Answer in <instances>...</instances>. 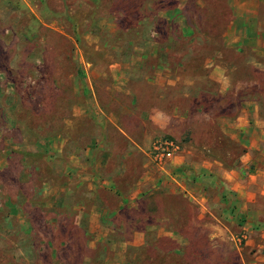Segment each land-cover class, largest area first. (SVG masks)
Listing matches in <instances>:
<instances>
[{"label":"rangeland","instance_id":"rangeland-1","mask_svg":"<svg viewBox=\"0 0 264 264\" xmlns=\"http://www.w3.org/2000/svg\"><path fill=\"white\" fill-rule=\"evenodd\" d=\"M231 1L0 0V264H264V215L253 222L230 216L220 165L213 167L218 180L203 181L201 223L184 239L177 237L176 216L134 245L127 236L145 222L90 224L83 214L94 189L67 187L72 174L81 182L82 148L97 141L104 110L113 116L120 104L147 106L161 95L189 107L192 95L181 99L187 88L167 85V71L176 80L190 69V57L235 59V47L226 45L237 17ZM236 102L219 96L214 109L223 131L213 151H205L227 166L242 149L225 133ZM82 104L88 109L73 115L72 106ZM185 149L192 160L202 159L183 142ZM150 210L144 220L158 217ZM252 210L262 212L264 200Z\"/></svg>","mask_w":264,"mask_h":264},{"label":"crops","instance_id":"crops-1","mask_svg":"<svg viewBox=\"0 0 264 264\" xmlns=\"http://www.w3.org/2000/svg\"><path fill=\"white\" fill-rule=\"evenodd\" d=\"M262 3L264 0L231 1L237 17L230 21L233 39L226 45L231 43L235 47L234 60L218 55H214L215 60L193 56L189 58L191 61L187 60L192 65L186 64L190 69L183 71L176 80L167 71V85H174L176 81L185 86L187 91L181 93V99L192 95V105H180L178 101L175 104V98L161 95L158 103L147 106L135 103L129 107L120 104L119 113L112 116L104 110L103 117L97 118V141H90L82 148L81 182L75 181L72 174L67 183L71 192L94 189L87 214H83L90 224L145 222V227H135L127 236L137 245L140 244L138 240L148 238L147 233L154 231L156 224L173 222L178 216L177 237L188 238L186 232L201 223L208 198L203 181L218 180L220 174L213 168L217 165L222 167L221 189L227 193L232 209L230 216L253 222L264 215V210L257 214L251 211L258 199L264 200V15L259 16ZM177 62L184 63L182 57ZM187 76L191 80H187ZM250 93L256 97L250 98ZM219 96L226 103L228 98L235 96L239 100L235 112L225 116L229 128V132H225L227 137L242 145L240 155L228 166L214 153L206 154L213 151L212 144L219 139L218 129L223 131L214 109ZM207 104H210L208 108ZM86 109L88 105H73L72 113L76 115ZM185 134H189L183 141L186 147L198 151L195 153L199 157L203 155L201 160H192L185 149L174 159L169 169L172 173L160 171L149 163L146 150L154 138L168 135L180 139ZM93 148L96 152L92 155ZM91 161H94L93 165ZM189 166L193 167L196 178L189 177ZM107 193L114 196V202L107 199ZM165 208L169 212L164 214ZM146 209H151L158 217L144 220L141 215ZM127 214L131 216L130 220L123 218ZM166 233L172 235L170 230ZM98 237H108L107 232ZM261 237L264 242V229Z\"/></svg>","mask_w":264,"mask_h":264},{"label":"built area","instance_id":"built-area-1","mask_svg":"<svg viewBox=\"0 0 264 264\" xmlns=\"http://www.w3.org/2000/svg\"><path fill=\"white\" fill-rule=\"evenodd\" d=\"M183 141L172 136L163 135L154 138L146 150L149 163L163 172L169 170L174 163L175 156L182 151Z\"/></svg>","mask_w":264,"mask_h":264}]
</instances>
